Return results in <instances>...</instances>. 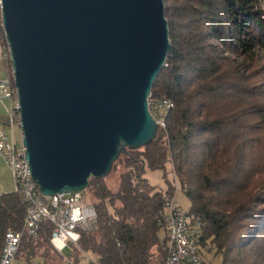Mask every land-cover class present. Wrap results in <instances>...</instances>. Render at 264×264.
<instances>
[{
  "label": "trees",
  "instance_id": "trees-1",
  "mask_svg": "<svg viewBox=\"0 0 264 264\" xmlns=\"http://www.w3.org/2000/svg\"><path fill=\"white\" fill-rule=\"evenodd\" d=\"M169 41L149 92L172 98L164 126L112 160L114 188L89 176L84 191L97 223L80 230L76 248L91 264H161L166 239L160 226L164 195L173 179L198 217L197 251L209 247L218 264H264V18L260 0H162ZM0 29V46L5 50ZM3 45V46H2ZM5 72H10V59ZM12 75V74H11ZM160 169L163 187L143 170ZM0 190V244L6 227L18 229L23 205ZM50 223L23 233L15 256L47 252ZM162 232V235L159 232ZM1 247V246H0Z\"/></svg>",
  "mask_w": 264,
  "mask_h": 264
},
{
  "label": "water",
  "instance_id": "water-1",
  "mask_svg": "<svg viewBox=\"0 0 264 264\" xmlns=\"http://www.w3.org/2000/svg\"><path fill=\"white\" fill-rule=\"evenodd\" d=\"M20 141L43 195L84 190L155 135L146 96L169 41L162 0H1Z\"/></svg>",
  "mask_w": 264,
  "mask_h": 264
},
{
  "label": "built area",
  "instance_id": "built-area-1",
  "mask_svg": "<svg viewBox=\"0 0 264 264\" xmlns=\"http://www.w3.org/2000/svg\"><path fill=\"white\" fill-rule=\"evenodd\" d=\"M259 8L261 9L260 15L264 18V0H260ZM1 27L2 21L0 19V29ZM5 46V50L0 46V58L3 60L8 59L9 53L6 44ZM12 80L11 74L0 75V101L3 97L12 100L11 106L8 108L10 114L8 124L14 122L18 125L19 112L17 111L16 87ZM147 93L145 103L150 117L156 125L163 127L164 115L172 105V98L164 94H151L149 90ZM0 157L4 166L9 169L10 176L14 181L12 190L19 195L24 208L21 226L18 229L6 227L3 230L0 244V264L12 263V257L21 235L25 233L35 236L41 219L50 223L49 240H56L60 243L76 245L75 241L80 230H92L95 227L97 223L95 206L86 199L84 190L54 192L52 195H43L39 191L38 184L29 176V167L25 162L24 145L21 141L14 142L10 135H7L1 122ZM171 195L173 193L164 195L163 208H161L159 216V223L166 239V254L161 264H204V260L196 249V237L201 226L200 220L198 217H191L189 213L180 209Z\"/></svg>",
  "mask_w": 264,
  "mask_h": 264
},
{
  "label": "rangeland",
  "instance_id": "rangeland-1",
  "mask_svg": "<svg viewBox=\"0 0 264 264\" xmlns=\"http://www.w3.org/2000/svg\"><path fill=\"white\" fill-rule=\"evenodd\" d=\"M3 46V45H2ZM6 67V61H4L3 59L0 58V75H6L5 72V68ZM10 70V69H9ZM11 99L8 98H1L0 101V122L2 123V126L5 127V130L7 132V135H10V137L13 139L14 142L18 143L20 141L19 138V127L18 125H16L14 122H11L10 124H8L9 121V112H8V108L11 106ZM1 160V159H0ZM169 166L168 164L166 165L165 171L167 178L173 179L172 185H176L175 187L173 186V195L172 199L175 201V203H177L179 205V208L182 210H185V208H187L189 199L185 197L184 192L180 189L177 180L174 178V176L171 175V172H169ZM118 169L116 168H112L110 167L109 170H106V172L103 174V179L105 182H107L108 187L110 188H114L116 183H117V172ZM10 171L8 170V168L6 166H3V164L0 161V180L4 185V189H1V191H5V190H10L12 189V187L14 186V181L10 176ZM143 174L145 177H147L149 183L151 184H155L156 186L163 187V178L161 176L160 173V169H147V167L143 170ZM85 194V196H88V191H84L83 192ZM87 199V198H86ZM160 235H162V232H159ZM66 244V243H64ZM61 249V250H59ZM59 254H61V256L66 257V255L69 254V252L71 251L70 248L68 246H64V245H60L59 246ZM38 251L42 252V249H34V253H37ZM201 257L204 260V264H218V259L219 256L213 255V250L212 248H208L207 250H201ZM81 255L80 257V261L78 264H87V257L89 258V255L86 252H79ZM13 261L12 264H43V262L48 261L47 259L43 261V259L40 256H36L33 255L30 258L29 263L22 258L20 255H14L13 257Z\"/></svg>",
  "mask_w": 264,
  "mask_h": 264
},
{
  "label": "crops",
  "instance_id": "crops-1",
  "mask_svg": "<svg viewBox=\"0 0 264 264\" xmlns=\"http://www.w3.org/2000/svg\"><path fill=\"white\" fill-rule=\"evenodd\" d=\"M0 159H1V157H0ZM1 163H2V161H1ZM3 166H4V164H3ZM3 187H4V185L0 180V188L4 189ZM10 190H12V189H10ZM5 191H8V190H5ZM49 244H51L52 248L48 249L47 252L44 253V251H43V253H42L41 251H38L37 253H33L31 256H33V255L40 256L43 259V261L47 259L48 261L43 262V264H78L79 263L80 257H81L80 256L81 254L79 252H81V250L77 249L75 247L76 245L70 244V243L64 244V243H60L56 240H49ZM60 245L68 246L70 248L71 251L69 252L68 255H66V257L61 256V254L58 253L59 250H61V249H59ZM20 256L22 258H24L23 255H20ZM31 256L29 255V257H31ZM13 257H14V255H13ZM13 257H12V259H14ZM29 257H27V259L24 258L28 263L30 261ZM87 260H88L87 264H91L90 263V260H91L90 257L89 258L87 257Z\"/></svg>",
  "mask_w": 264,
  "mask_h": 264
}]
</instances>
